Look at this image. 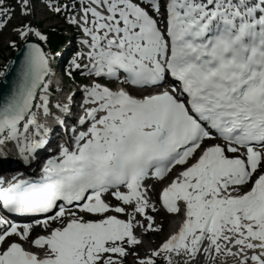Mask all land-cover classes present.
Returning a JSON list of instances; mask_svg holds the SVG:
<instances>
[{
	"label": "snow or ice",
	"instance_id": "1",
	"mask_svg": "<svg viewBox=\"0 0 264 264\" xmlns=\"http://www.w3.org/2000/svg\"><path fill=\"white\" fill-rule=\"evenodd\" d=\"M16 3L21 16L35 14L34 0ZM48 6L57 14L68 8L58 0ZM71 7L68 21L89 49L71 64L95 77L123 73V83L142 91L96 79L82 85L83 110L65 128L59 156L34 179L0 178V206L42 216L34 224L46 232L32 238L33 223L0 215V264H125L129 255L135 264L198 257L264 264V0H78ZM14 16L12 0H0V31ZM13 31L25 44L11 92L0 100V155L14 143L30 162L53 132L38 115H53L52 53L31 42L49 36L30 20ZM84 55L87 65L77 62ZM54 107L70 113L68 102ZM177 167L152 200L146 181H163ZM157 203L183 220L141 255L135 230H162L152 214ZM12 236L18 239L9 242Z\"/></svg>",
	"mask_w": 264,
	"mask_h": 264
},
{
	"label": "rangeland",
	"instance_id": "2",
	"mask_svg": "<svg viewBox=\"0 0 264 264\" xmlns=\"http://www.w3.org/2000/svg\"><path fill=\"white\" fill-rule=\"evenodd\" d=\"M15 9H18V5L16 4L15 0H14V4ZM42 3L40 2V0H37V6L35 8V11L37 10L38 12L42 9ZM61 15H63V13H61ZM20 16V17H18ZM16 17V18H14ZM13 18V27L14 26H18L20 23H23L26 20H34V21H42L44 23L43 27H47L50 24L53 23H60L61 20L59 19V17H54L52 16V14L50 12L47 11H40L37 15V17L33 16H22L19 12V10H15V16ZM50 19V21H48ZM11 23H12V19L9 22L8 26L5 28L6 30L1 32L0 34V56H2V54H6L8 51V49L6 48V45L9 44L10 41L12 40H18L17 36L18 34L16 32L13 31V28L11 27ZM50 23V24H49ZM69 82V81H68ZM156 219H157V223H160L162 225V222H164L162 219V216L157 214L155 215ZM172 218H174V216H172ZM170 224L168 223V219L167 222L165 221V225L163 226L162 230L160 231H156V234H153L152 232H149L147 236L141 235V239H142V243L143 245H145L147 251L143 250L142 248L141 250L139 249V251L135 248V251H138L141 255L146 254L150 249L157 247L158 242L169 232L170 229ZM168 226V227H167ZM143 229H140V233H143ZM155 232V231H153ZM140 244V245H141ZM142 247V246H140ZM201 257L197 258V261L194 262V264H199L198 259H200ZM178 260H180V264H183V261L179 258H177ZM201 260V259H200ZM125 264H135V257L134 256H128ZM203 264V262L201 263Z\"/></svg>",
	"mask_w": 264,
	"mask_h": 264
},
{
	"label": "water",
	"instance_id": "3",
	"mask_svg": "<svg viewBox=\"0 0 264 264\" xmlns=\"http://www.w3.org/2000/svg\"><path fill=\"white\" fill-rule=\"evenodd\" d=\"M31 42H35V41L31 39ZM22 59H23V54L22 51L19 50L8 63V65L10 66L6 72V75L3 76L2 80L0 81V100H3V98H5L10 94L11 89L16 80L17 69L19 68Z\"/></svg>",
	"mask_w": 264,
	"mask_h": 264
},
{
	"label": "trees",
	"instance_id": "4",
	"mask_svg": "<svg viewBox=\"0 0 264 264\" xmlns=\"http://www.w3.org/2000/svg\"><path fill=\"white\" fill-rule=\"evenodd\" d=\"M50 33V42L54 47H58L64 41L62 31L58 28L51 27L49 29Z\"/></svg>",
	"mask_w": 264,
	"mask_h": 264
},
{
	"label": "bare ground",
	"instance_id": "5",
	"mask_svg": "<svg viewBox=\"0 0 264 264\" xmlns=\"http://www.w3.org/2000/svg\"><path fill=\"white\" fill-rule=\"evenodd\" d=\"M6 29H4V30H2V31H0V33L1 32H3V31H5ZM34 36V35H33ZM10 148H16V146H15V144L14 143H11L10 144V146H9ZM175 216H174V218H172V216L170 217V219H171V223L173 224L174 222H175ZM172 224H171V228L173 227L174 228V225L172 226ZM30 247H32V246H30ZM201 259V260H200ZM200 259H198V261H199V264H201L202 262H203V257H201Z\"/></svg>",
	"mask_w": 264,
	"mask_h": 264
}]
</instances>
